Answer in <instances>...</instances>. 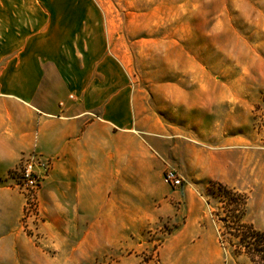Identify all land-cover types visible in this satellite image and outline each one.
<instances>
[{
    "label": "rangeland",
    "instance_id": "374dc122",
    "mask_svg": "<svg viewBox=\"0 0 264 264\" xmlns=\"http://www.w3.org/2000/svg\"><path fill=\"white\" fill-rule=\"evenodd\" d=\"M100 1L113 47L170 128L155 206L132 212L142 215L132 227L106 212L84 227L82 243H51L41 186L24 188L33 156L24 155L7 178L24 197L22 237L0 244V264H236L210 189L221 182L246 193L244 219L264 230V0ZM166 167L183 185L164 181Z\"/></svg>",
    "mask_w": 264,
    "mask_h": 264
},
{
    "label": "crops",
    "instance_id": "0c3cea01",
    "mask_svg": "<svg viewBox=\"0 0 264 264\" xmlns=\"http://www.w3.org/2000/svg\"><path fill=\"white\" fill-rule=\"evenodd\" d=\"M100 3L0 0V244L22 237L24 197L7 178L24 155L50 163L38 198L51 243H82L106 212L132 227V212L155 206L170 128L133 83Z\"/></svg>",
    "mask_w": 264,
    "mask_h": 264
},
{
    "label": "trees",
    "instance_id": "16d2710c",
    "mask_svg": "<svg viewBox=\"0 0 264 264\" xmlns=\"http://www.w3.org/2000/svg\"><path fill=\"white\" fill-rule=\"evenodd\" d=\"M211 185L213 196L221 204L217 215L223 223L220 235L225 251L236 264H264V230L244 219L248 195L221 182ZM240 257L244 258L243 262H238Z\"/></svg>",
    "mask_w": 264,
    "mask_h": 264
},
{
    "label": "built area",
    "instance_id": "2783aa9c",
    "mask_svg": "<svg viewBox=\"0 0 264 264\" xmlns=\"http://www.w3.org/2000/svg\"><path fill=\"white\" fill-rule=\"evenodd\" d=\"M44 170L45 175L49 171L50 163L40 160L33 155L25 164L23 170L24 188L28 191H37L43 182L42 173L38 172V168ZM164 181L174 187L183 185L184 179L175 168H169L164 173Z\"/></svg>",
    "mask_w": 264,
    "mask_h": 264
}]
</instances>
